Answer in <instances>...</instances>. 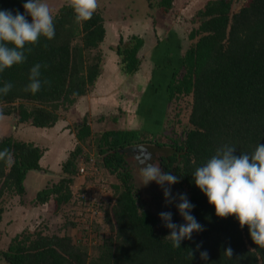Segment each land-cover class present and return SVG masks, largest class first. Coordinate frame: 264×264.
Segmentation results:
<instances>
[{
	"label": "trees",
	"instance_id": "trees-1",
	"mask_svg": "<svg viewBox=\"0 0 264 264\" xmlns=\"http://www.w3.org/2000/svg\"><path fill=\"white\" fill-rule=\"evenodd\" d=\"M174 1L160 0L159 5L168 13ZM26 2L0 0V10H11L14 15L18 11L30 22L23 7ZM53 17L54 39L41 37L37 45L27 46L32 50L26 51L23 64L0 73V87L4 82L13 84L8 95L0 96V104L18 103L3 113H14L18 123L39 128L55 126L62 110L89 93L104 70L102 44L107 28L103 15L96 11L90 20L77 22L73 9L65 3ZM196 17L200 26L190 36L198 40L184 55L181 69L185 73L179 77L181 70L175 69L167 88L169 101L192 95L189 122L182 139L171 138L168 145L174 151L162 157L160 164L166 173L179 177L177 184L195 205L191 215L204 231L183 240L181 248L172 247L167 237L170 230L142 201L130 159L136 155L128 151L153 139H141L142 129L114 128L97 140V162L115 179L113 201L103 217L111 235L96 246L94 255L69 234L23 230L12 237L6 250H0L6 264H264V247L253 242L248 227L242 229L235 216L217 217L193 178L196 168L225 145L234 146L235 155L252 154L258 144L264 145V0H246L238 11L234 0H208ZM144 45L145 38L140 35L127 41L120 38L115 50L123 73L133 75L140 69L139 53ZM37 63L42 65L41 81L50 84L32 94L25 88L30 69ZM76 135L80 143L63 163L62 178L40 189L34 204H49L53 212H59L71 202V185L81 174L83 144L92 135L87 117L78 125ZM5 148L10 150L11 161L0 160V199L7 194L24 199L28 172L45 169L40 163L45 149L33 141L0 136V150ZM85 175L90 177L89 172ZM4 212L0 203V226ZM96 213L100 214L99 207ZM171 213L178 225L185 223L179 211ZM198 244L200 249L192 259L189 253ZM228 248L232 255L226 253ZM203 251L208 253L207 260L200 257Z\"/></svg>",
	"mask_w": 264,
	"mask_h": 264
},
{
	"label": "rangeland",
	"instance_id": "rangeland-1",
	"mask_svg": "<svg viewBox=\"0 0 264 264\" xmlns=\"http://www.w3.org/2000/svg\"><path fill=\"white\" fill-rule=\"evenodd\" d=\"M207 1L175 0L174 7L165 13L159 5L160 0H99L97 12L103 15L108 31L102 49L105 64L108 65V72H111L112 78L108 73L107 77L102 78L100 85H95L86 94L91 99L86 100L81 97L82 103H77L79 98L75 104L62 110L60 120H63L65 124L62 131L58 133L54 128L43 130L29 123H18L16 114L3 113L4 118L0 119L1 137L13 136L17 140L33 141L43 145L41 147L47 150V159L53 158L58 160V163L45 164V173L39 172L41 176L39 181H34L32 179L35 177L34 172H30L28 184L27 174V193L24 199L19 195L10 197L9 194L2 197L4 200L0 199V203L5 208L0 226V250H6L12 237L23 230H43L48 235L69 234L75 241L86 245L95 255L96 246L102 243L105 237L111 235V230L104 223L103 217L106 208L113 201L112 184L115 179L102 167L101 163L97 162V140L106 130L138 128L144 131L141 139L148 138L147 141L153 139L152 142H146L144 145L152 148L157 142L166 144L157 150L158 155L152 158L150 154L148 158V163L155 164L165 172L160 164L162 157L174 151L168 145L172 142L171 138L175 136L183 138L189 122L193 97L182 95L169 101L168 95H164L163 92L166 91L167 80L171 79V73L175 69L181 70L179 77L185 73L184 69H181L184 55L198 40V37L190 36L200 26L196 14ZM42 2L49 5L54 16L59 8L67 3V0H42ZM245 2L246 0H234V10H240ZM133 35H140L146 39V46L140 50L139 56L144 65L148 59L149 63L137 74L128 75L121 70V58L115 47L122 36L127 41ZM173 48L174 54L171 53ZM162 49L169 51L163 59V68H167L171 73L164 69L162 74L157 76V73L153 74L151 70L159 65L163 55ZM158 88L161 92L157 90ZM95 101L100 103L96 104L93 111L92 106ZM17 105L18 103L8 106L0 104V110L3 112L8 107ZM154 110L157 111V117L152 120L148 112ZM86 117L92 128V135L83 144L84 156L81 157L80 164L88 166L90 177L84 173L75 177L71 185L72 200L59 212H53L49 204H34L33 194L41 185L51 186L62 178V165L70 152L80 143L76 133L78 125ZM153 142L154 145H150ZM134 152L136 151L130 153ZM138 153L142 155L143 152L139 150ZM89 157L88 162L86 158ZM130 159L132 171L136 176L134 183L140 190L142 201H145L147 207L158 215L161 212H177L178 199L173 204L166 205L161 186L155 181L143 185L142 165L139 159L135 157ZM152 160H155V163ZM91 173L95 176H91ZM171 192L173 196L184 194L177 183L171 186ZM98 207L100 214L96 213ZM173 219L174 217L172 222L177 224V221ZM73 222L75 224H72ZM0 264H6L1 257Z\"/></svg>",
	"mask_w": 264,
	"mask_h": 264
},
{
	"label": "clouds",
	"instance_id": "clouds-1",
	"mask_svg": "<svg viewBox=\"0 0 264 264\" xmlns=\"http://www.w3.org/2000/svg\"><path fill=\"white\" fill-rule=\"evenodd\" d=\"M67 4L73 9L77 22H86L97 11L99 0H67ZM23 7L31 17V22L18 11L14 15L11 10H0V73L14 65L23 64L27 59L26 51L32 50L27 46L37 45L41 37L47 40L55 37L54 17L47 3L42 0H27ZM41 67L37 63L30 69L25 91L36 94L43 84H50L49 81H41ZM12 88V83L4 82L0 87V96L8 95ZM3 118L0 110V119ZM235 152L234 146L225 145L218 149L204 165L196 168L194 182L206 195L208 203L214 206L217 217L235 216L242 229L248 227L253 242L264 247V145L258 144L252 154L235 155ZM138 155L142 165L143 185L152 181L160 185L166 205L173 204L177 199L179 201L176 207L184 224L173 223L171 212H161L159 216L164 226L170 230L167 237L171 240L172 247L181 248L183 240H191L194 232L204 231L203 226L191 215L195 205L188 200L186 194L172 195L171 186L180 182L178 176L163 172L160 167L148 163V157ZM0 160L11 161L9 149L0 150ZM199 249L198 244L196 249L190 251L192 259ZM226 253L232 255L231 248ZM200 257L207 260V251L200 252Z\"/></svg>",
	"mask_w": 264,
	"mask_h": 264
},
{
	"label": "crops",
	"instance_id": "crops-1",
	"mask_svg": "<svg viewBox=\"0 0 264 264\" xmlns=\"http://www.w3.org/2000/svg\"><path fill=\"white\" fill-rule=\"evenodd\" d=\"M108 32V31H107ZM107 36V35H106ZM106 39V38H105ZM146 39H145V45L144 46H146ZM161 43L163 44V41H161ZM156 51V50H155ZM169 52V51H168ZM168 52H166L165 50H163L162 49V53H163V55L161 56V60H160V63H159V67L157 68L156 67V69H153V70H151V73L153 72V74H156L157 73V76H158V74H162L161 72L164 70V69H167V68H163V65H164V62H163V59L166 57V55L168 54ZM171 53H173L174 54V51L173 50H171ZM155 54V53H154ZM153 54V55H154ZM144 62H143V60H142V63H141V67H140V69L135 73V74H137L141 69H142V67L143 66H148V65H146V64H148L149 63V59L148 60H146V62H145V65L143 64ZM161 65V66H160ZM171 66V65H170ZM147 68V67H146ZM163 68V69H162ZM108 65L107 64H105V62H104V70H103V73H102V75L99 77V79H98V81H97V83H96V85H100L101 84V82H102V78L104 77V76H106L107 77V74L109 73L108 72ZM167 71H168V73H171L168 69H167ZM167 71H166V73H167ZM134 74V75H135ZM171 74H173V73H171ZM109 77L110 78H112V75H111V72L109 73ZM172 77V76H171ZM169 82H170V79H168L167 80V83H166V88H168V84H169ZM157 90H160V92H161V89H157ZM147 91V90H146ZM164 93V95H168V92H167V89H166V91L165 92H163ZM147 95V94H146ZM82 98H84V99H88L89 97L87 96V95H85V96H83ZM89 99H91V98H89ZM95 100H97V99H95ZM79 102H81L82 103V101H81V98L78 100V102L77 103H79ZM100 103V101H95V103H94V105L92 106V109H93V111H95V107H96V104H99ZM149 103V102H148ZM147 103V104H148ZM89 104V103H88ZM149 113V115H150V118L153 120V119H156V114H157V111L156 110H154L153 112H148ZM64 121L63 120H59L58 122H57V124L55 125V126H53V127H49V128H54V130H55V132L56 133H58V132H61L62 130L61 129H63L62 127L64 126ZM148 126H149V122H148V124H147ZM49 128H41V129H49ZM37 145H39L38 143H36ZM40 146H42L43 147V145H40ZM48 158V155H47V150L45 151V154H44V156L42 157V159H41V161H40V163H41V165L44 167V168H46V166H45V164H48V163H53V164H56V162L58 163V160L56 161V160H54L53 158H50V159H47ZM30 172H34V176L35 177H32V179L34 180V181H39V178L41 179V176H40V174H39V172L38 171H30ZM30 172H28V184H29V173ZM38 172V173H37ZM45 185H41V187L39 188V189H37V191H35L34 192V194H33V198L32 199H34L36 196H37V193H38V191L40 190V189H42L43 187H44Z\"/></svg>",
	"mask_w": 264,
	"mask_h": 264
},
{
	"label": "flooded vegetation",
	"instance_id": "flooded-vegetation-1",
	"mask_svg": "<svg viewBox=\"0 0 264 264\" xmlns=\"http://www.w3.org/2000/svg\"><path fill=\"white\" fill-rule=\"evenodd\" d=\"M144 144H146V143H144ZM144 144H142V145H144ZM150 145H154V142H153V144H150ZM140 146V145H139ZM147 146V145H146ZM159 146V147H158ZM147 149L146 150H140V151H142L143 153H142V155L143 156H145V157H148V158H150V156L152 157V158H154L156 155H158V152H157V150L158 149H161L162 148V146L161 145H159L158 143H155V145L151 148L150 146H147L146 147ZM151 148V149H150ZM134 155H136L135 156V158L136 159H139V157L137 156L138 154H140V153H138V151H136V152H134L133 153ZM151 154V155H150ZM150 155V156H149ZM153 162L155 161V160H152ZM155 163V162H154ZM155 165V164H154ZM132 173H133V171H132ZM133 175H134V173H133ZM133 177H136L135 175L133 176Z\"/></svg>",
	"mask_w": 264,
	"mask_h": 264
},
{
	"label": "water",
	"instance_id": "water-1",
	"mask_svg": "<svg viewBox=\"0 0 264 264\" xmlns=\"http://www.w3.org/2000/svg\"><path fill=\"white\" fill-rule=\"evenodd\" d=\"M14 128H15V126H14ZM146 147H147L146 145L134 146V147L128 148V151L146 150L147 149ZM38 172L45 173L44 170H41V171H38ZM0 257L2 258V256H0Z\"/></svg>",
	"mask_w": 264,
	"mask_h": 264
},
{
	"label": "built area",
	"instance_id": "built-area-1",
	"mask_svg": "<svg viewBox=\"0 0 264 264\" xmlns=\"http://www.w3.org/2000/svg\"><path fill=\"white\" fill-rule=\"evenodd\" d=\"M81 173L87 174V173H88V169H87V167L82 166V167H81Z\"/></svg>",
	"mask_w": 264,
	"mask_h": 264
}]
</instances>
